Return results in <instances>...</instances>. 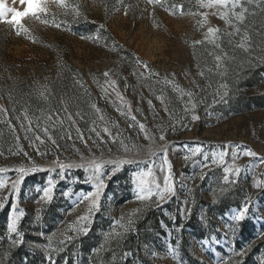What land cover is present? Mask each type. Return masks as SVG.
Listing matches in <instances>:
<instances>
[{"label":"rangeland","instance_id":"1","mask_svg":"<svg viewBox=\"0 0 264 264\" xmlns=\"http://www.w3.org/2000/svg\"><path fill=\"white\" fill-rule=\"evenodd\" d=\"M66 3L49 4L48 24L23 18L27 34L0 22V264H264V0H240L243 21L197 0ZM209 27L219 31L206 39ZM149 145L167 149L174 194L163 201L136 199L135 173L151 168L163 186L168 171L163 150L152 156ZM93 158L131 162L104 166L90 211L91 173L72 167L61 177L53 162ZM33 164L42 170L10 194L15 169ZM232 165L238 175L225 172ZM14 202L25 213L19 234L7 230Z\"/></svg>","mask_w":264,"mask_h":264},{"label":"snow or ice","instance_id":"2","mask_svg":"<svg viewBox=\"0 0 264 264\" xmlns=\"http://www.w3.org/2000/svg\"><path fill=\"white\" fill-rule=\"evenodd\" d=\"M152 2L158 3L159 0H152ZM197 2L199 4V6L202 8L229 9L232 16L235 17L236 21H243L244 13L247 11L246 9L243 8L242 4L240 3V0H197ZM20 3H21V5H25V7L23 8V11H20L15 7L7 8L5 6L4 0H0V22H3L5 24L13 26L16 29L17 35L21 34V32H23L25 34H27L29 32V30L24 27V24L22 22L23 18L31 16L32 18L39 20L40 23H42V24H48L49 21L46 19H41V15L48 13L50 3H54L57 7H62V8H66L68 6L66 3V0H20ZM237 7H240V9H241L239 12L235 11V9ZM182 10L183 9L181 6V11ZM75 11H76V15H79V10L76 9ZM9 12L12 14L10 19L7 18V13H9ZM201 15L203 16L204 20L206 21L208 13H206V12L201 13ZM220 15H221V18L228 21V18H229L228 12H222ZM53 23H54V21H53ZM55 26L60 27L59 24H55ZM218 31L219 30L216 28L209 27L207 29L206 39L208 37H214ZM237 31H238V29H237ZM89 38L92 39V37H89ZM96 39H98V37H96ZM245 39H247L246 36H245ZM194 43L199 44V43H201V41H195ZM240 47H244V44L241 43ZM216 59L219 61L221 58L218 56ZM143 66L145 68L148 67V65L146 63H144ZM104 76L108 77L109 73L105 72ZM115 83H116L115 81H111L110 86H114ZM41 95H44V93L42 92ZM119 95L120 94L117 93V96H119ZM188 95L191 97L192 93H188ZM224 95L226 96L227 92H225ZM149 103H151V102H149ZM93 107H95V106H93ZM195 107H196V105L194 103L191 104V110L194 111ZM185 110L188 111L189 109L186 108ZM132 119L135 120V117H132ZM192 119L198 120L199 117L196 115H193ZM139 128L141 129V131H144L146 139H149V140L152 139V137H150L148 135L144 124H139ZM44 131H45V133H47L48 129L45 128ZM104 131L108 132V129L105 128ZM109 135H110V133H109ZM36 139L40 140V137L37 136ZM160 140L161 141L165 140V135H164L163 130H161ZM40 142L43 143V140H40ZM53 143H55V141H53ZM148 149H149V153L152 156H155L157 154V152L163 150L164 156H165L164 163L167 165L168 171H167V174L164 176L163 186H161L156 181L151 168H148L146 171L142 170L140 172L135 173L134 174V183H135L136 188L138 190V194L136 196V199L141 200V201H147L153 195H155L158 200L163 201L166 198H168L174 194V182H173L172 176H171V165L167 160V149L164 148L163 145H161L160 148H155V147L149 145ZM126 151H127V149H126ZM201 151H202L201 146H196L190 150L192 156L199 154ZM40 154L44 155V153H40ZM243 154L247 155V156H257V153L250 150V149L246 150ZM25 155H27V153H25ZM225 155H226V153L223 151H221L219 153H213L214 162L218 160L220 163H223ZM233 155H235V153ZM189 158L190 157H185V159H189ZM130 162L131 161H129V160L104 161V160H97V159L93 158V159L88 160L86 163H81V164L59 163L58 161H54L53 163L57 164V166L59 167L61 177H63V173H64L65 169H70L72 167H81V168H84L85 171H88L91 173L89 175L88 179L92 180L95 183V191L90 192L86 196L83 197V199H85V200H91V204H90V211H91V209L98 207V201L100 198L101 191L105 187V182H104V179L102 178L104 166L108 163L115 164V168L113 169V172H115L116 170L119 169V167L122 164L130 163ZM39 170H42V169H40L39 166H36L35 164H33V166H31V167L21 166V167L15 169V171L19 174V178L12 182L10 194L18 196L19 185L21 184L23 178L26 175H28L30 173H34V172L39 171ZM54 170L55 169H53V171ZM4 171H5V169H0V173H2ZM225 172H234L235 174L238 175L241 172V169L239 167H235V165H232L229 168H226ZM148 177H152V179L149 180ZM225 179H227V176L225 177ZM54 184H55V181H52L50 179L49 180V186L43 189V198H45L47 200L51 199V193L53 191ZM257 186H259V185H257ZM5 187H6V181L3 179H0V189H3ZM7 200H8V196L0 197V208L5 207V202ZM247 211H248V205L245 204V206L237 212V214L233 217V219L236 221L243 220L245 218ZM24 214L25 213H24L23 209L17 210V203L14 202L12 204V215H11L9 222H8V225H7V230L9 232V234H11V233L19 234L18 233V224H19V221L21 220V218L24 216ZM78 219L80 221H88L87 216L80 217ZM75 231L87 233L88 228L81 226L79 228H76ZM125 231H127L126 228H125ZM117 235H119V233H117ZM244 255H246V252L243 250L241 252L237 253V256L242 257ZM49 259H50V257H49Z\"/></svg>","mask_w":264,"mask_h":264}]
</instances>
